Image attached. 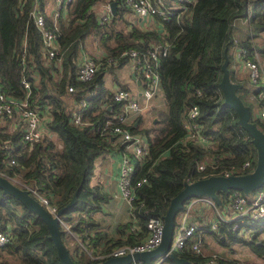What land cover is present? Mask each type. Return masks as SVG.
Segmentation results:
<instances>
[{
	"label": "trees",
	"instance_id": "16d2710c",
	"mask_svg": "<svg viewBox=\"0 0 264 264\" xmlns=\"http://www.w3.org/2000/svg\"><path fill=\"white\" fill-rule=\"evenodd\" d=\"M37 1L42 9L44 0ZM104 1L71 0L66 5L64 17L59 16L56 21V56L48 58L39 33L27 16L33 0H0V89L14 99L24 97L26 90L20 83L23 65L29 83L28 106L46 113L43 129L31 146L21 140L24 126L14 124V114L0 116V174L14 185L26 186L46 197L56 209L76 192L75 203L61 216L73 220L71 229L84 245L100 252L141 239L146 232L145 220L163 213L184 182L223 171L241 174L252 169L255 149L236 123L235 112L222 104L218 81L223 47L226 46L229 79L241 84L235 93L248 106L249 120L258 127L259 119L252 118L250 113V106L257 105V101H250L248 95H256L262 85L237 76L239 61L234 57L235 49L246 48V57H251L252 49H256L264 69V0H194L177 22L163 21L167 33L164 36L153 28L138 27L133 18L125 16L126 10L121 6H116L108 23L99 24V8L95 6ZM44 17L51 25L49 17ZM238 20L245 22L237 24ZM92 39L98 51L110 56L130 46H147L164 39L170 43L159 60L158 88L164 108L155 113L157 123L139 127V122L134 124L137 115L133 122L124 125L131 133L144 137L148 155L141 161L133 158L135 176L144 175L146 181L134 190L132 209L128 210L130 219L116 224V237L103 230L93 231L94 224L88 216L89 211L97 210L107 199L98 184L90 183L93 161L114 147H122L120 142L113 143L115 136L100 132L104 121L117 112L119 105L103 84L102 72L106 67H98L89 81L76 79L79 51L86 40ZM123 62L125 59L120 58L118 63ZM80 99L84 107L80 123L74 124L70 113ZM191 104L198 108L195 121L200 124L201 133L212 140L211 149L184 138L186 111ZM211 157L215 158L209 162ZM202 161L204 168L197 170ZM244 161L247 166L242 168ZM230 193L231 189L226 194L217 191L219 204L214 203L215 206L225 203ZM29 194L34 196L31 191ZM79 213H84V217ZM176 218L177 214L173 226ZM254 226L258 232H264V217ZM203 227L218 244L245 245L262 260L243 264H264V237L242 238L231 231L229 222L220 224L215 231L208 230L206 224ZM0 230H8L11 235L0 247V264H60L40 217L1 190ZM60 239L75 264H91L76 243L68 246L61 230ZM174 253L190 262L184 264H204L203 256L186 248ZM160 264L174 263L165 256ZM214 264L242 263L218 253Z\"/></svg>",
	"mask_w": 264,
	"mask_h": 264
},
{
	"label": "built area",
	"instance_id": "2783aa9c",
	"mask_svg": "<svg viewBox=\"0 0 264 264\" xmlns=\"http://www.w3.org/2000/svg\"><path fill=\"white\" fill-rule=\"evenodd\" d=\"M24 2L26 0H18ZM71 0H52L51 8L48 13L51 25L46 23L44 13L41 11L38 1L33 0L32 5L27 11L28 19L38 31L40 36L41 46L48 58L55 57L54 48L56 47V21L59 16L64 17L65 7ZM115 2V6H121L125 10L131 11L140 18H144L149 22V28L155 29L160 35L166 33L163 21L177 22L180 15L188 9L189 4L194 0H105L96 4L99 8L98 23L106 24L109 22L112 14L109 10L108 3ZM116 8V7H115ZM154 25V26H152ZM146 29V28H143ZM95 40V38H94ZM142 45H144L142 43ZM170 43L168 40H162L161 43H154L147 46L127 47L122 49L114 56L98 54H84L79 51V68L76 79L81 82L89 81L98 67L116 66L120 58L128 62L130 75L133 79H139L142 85L141 97L143 102H138L124 88H116L111 92V99L117 102V112L104 121L100 127V132H109V135L115 136L118 142L122 145L120 162L118 165L116 185L119 197L126 203L127 209H132V201L135 198L134 190L140 187L146 178L144 175L135 176L133 158L139 161L144 160L148 155L147 145L143 143V139L134 133H131L124 126L127 117L131 113L139 112L147 100H149L159 86V60L160 56L165 55ZM24 46V43H23ZM258 52L252 49L251 57H246V48L238 47L234 51V57L239 61V65L244 69L246 79L253 84H261L262 87L256 95L249 94L248 99L257 101V116L264 120V69L258 60ZM59 62L58 57H56ZM21 64H23V56L21 55ZM20 83L26 90L24 97L14 99L5 95L0 89V116L14 114V124L22 123L24 131L21 134V140L29 146L35 142L42 129L43 118L46 116L45 111H37L28 106L27 94L29 92V83L24 74V67L21 65ZM71 86L67 87L71 91ZM84 107L83 99L78 100V105L71 111L70 120L74 124L80 123V113ZM198 114L196 104L188 106L186 111L187 120L184 123L186 134L184 138L201 144L202 146L211 149L213 148L212 140L201 133V127L195 118ZM108 134V133H107ZM215 157H211V162ZM9 162H12L10 159ZM247 161L241 164V167H246ZM204 168V162L197 165V170ZM219 174H231L228 171H223ZM24 186V185H22ZM25 188L33 193V197L43 206V208L57 219L59 229L65 234L68 240H73L79 252H82L83 257L96 264L109 256L122 255L127 252L144 251L155 247L161 236L162 218L160 213L149 216L145 220L146 232L144 236L132 244H122L113 247L108 252L93 251L87 247L85 242H82L76 232L71 229L73 220H65L61 215H56V207L50 201L25 186ZM203 202L207 206L215 207L214 202L207 196H196L187 199L181 209L177 213L176 224L173 226L171 240L168 250L177 252L186 248L194 254H199L204 257V264H214L217 254H205L202 251L201 232L206 229L199 223L196 217L193 216L195 204ZM228 204V214L216 212V216L207 223L208 230L215 231L220 224L229 222L231 231H234L242 238H263L264 232H258L254 224L264 217V184L255 189L253 193L244 194L240 190L232 189L225 202ZM87 214V213H86ZM84 217V213L78 214ZM201 220V218H199ZM133 225L130 226L133 229ZM11 238L8 230H0V247L6 244ZM160 257L152 260L150 264H160ZM130 264H140L132 262Z\"/></svg>",
	"mask_w": 264,
	"mask_h": 264
},
{
	"label": "water",
	"instance_id": "95a60500",
	"mask_svg": "<svg viewBox=\"0 0 264 264\" xmlns=\"http://www.w3.org/2000/svg\"><path fill=\"white\" fill-rule=\"evenodd\" d=\"M108 7L111 14L115 15V2L110 1ZM225 50L226 46H224L222 50L223 61L220 64L221 75L218 81V86L222 94V104L228 105L235 112L236 123L249 136V141L255 149V160L252 169L241 174H210L202 178L184 182L180 190L169 199L165 211L160 213L162 218V231L160 240L155 247L144 251L127 252L122 255L109 256L96 264H130L132 262L150 264L152 260L158 257L162 260L165 256L169 257L174 264L190 263L187 259L168 250L173 232L174 218L181 209L183 203L191 197L205 195L215 204H219L216 195L217 191L226 194L230 189H237L247 194L264 184V129H260L254 121L249 120L248 106L245 105L235 93V90L239 88L241 84L229 79V71L226 67L228 59L225 55ZM176 55L178 54L176 53ZM155 119L156 118H154L152 122H155ZM0 190L1 193L12 195L27 210L40 217L47 228L48 238L55 248L60 264H75L69 257L67 248L61 242L60 229L58 228L55 216H51L43 206L29 194L26 188L14 185L1 174ZM75 200L76 192L72 194L68 202L57 208L56 215H61L66 212L75 203Z\"/></svg>",
	"mask_w": 264,
	"mask_h": 264
},
{
	"label": "crops",
	"instance_id": "0c3cea01",
	"mask_svg": "<svg viewBox=\"0 0 264 264\" xmlns=\"http://www.w3.org/2000/svg\"><path fill=\"white\" fill-rule=\"evenodd\" d=\"M51 4H52V0H44V5L41 11L44 14L48 15L50 8H51ZM124 14L128 19L133 18L138 27L149 28L148 23L150 21L147 22L144 18H140L136 16L129 10H126ZM93 39L92 41L91 40L85 41L84 45L82 46V52L84 54H91V55L98 54L99 56L106 54L102 51L97 50V47L95 46V43H94L95 41ZM124 63L126 65V68H125V71H121V72L118 71L120 69L118 67L121 65L119 63L116 66L106 67V69L103 70L102 72L103 84L111 92L115 90L116 88H124L132 95V97H134L137 100L136 97L141 96L140 95L141 88H142L141 82L139 79H133L131 77L129 67H128V62L125 61L122 64ZM240 69L242 72L241 74L242 77L246 78L244 69L243 68H240ZM236 73H237V69H236ZM150 99H153V101L150 103L148 111L140 114L139 112H141L145 108V106H143L139 112L131 113L127 117L125 123L129 124L130 122H133L134 118L137 115H139V117L134 122V124H136V122H139L138 125L139 127H141L140 125L141 124L143 125V121H145V119L147 120V117L155 116V113L157 110L164 108L162 96H161V92L159 88L156 90V92ZM140 137L143 139V143H144V140H145L144 137L142 136ZM117 142H118V139L115 137L113 140V143H117ZM122 151H124L122 147H114L94 159L93 167H96V169L98 170V180L94 182H97L96 184H98L101 191L105 193V195L107 196V199L106 201L102 203V205H100V207H98L97 210L88 212V216L91 217L92 223L94 224V228H92L93 231H96V230L104 231V229H107L109 230L108 231L109 233L107 234L109 236H115V237L117 235L116 227H115L116 224L128 221L130 219V213L127 209V205L119 197L118 189L116 185L118 165L120 162V157H121L120 155ZM94 182L90 181L91 184H94ZM227 208H228V204L223 203L220 205V210L217 212L221 214H228ZM194 209H195V214H193V212L192 214L194 217L198 218L197 221L201 223L202 226L203 224L207 225V223H209L213 219L210 217L209 213H206L209 210V206L205 205L203 202L196 203ZM199 218H201V220H199ZM206 230L201 232L202 250L205 254L216 253L218 255V252H216V250L213 249L215 246H217L213 244L215 240L212 234ZM232 254L234 253L232 252Z\"/></svg>",
	"mask_w": 264,
	"mask_h": 264
},
{
	"label": "rangeland",
	"instance_id": "374dc122",
	"mask_svg": "<svg viewBox=\"0 0 264 264\" xmlns=\"http://www.w3.org/2000/svg\"><path fill=\"white\" fill-rule=\"evenodd\" d=\"M243 22H245V21L238 20L237 24H242ZM258 60H259L260 65L263 67L262 59L260 58V56H258ZM239 66L240 65H237V73L236 74L238 75V77H242V75H241L242 72H241V69H240L242 67L241 66L239 67ZM118 68H120L118 70L120 72L121 71H125V68H126L125 63L124 64H121ZM136 98H137V100L140 103L143 102L141 96H137ZM152 101H153V99H150L149 101H147L145 103L144 110H142L139 113L142 114V113H145L146 111H148L149 110L150 103ZM250 113H251L252 118H255V117L258 118V116H257V105L252 104L250 106ZM154 118H156V117L155 116L147 117V120L145 119V121H143V125L140 122V124H141L140 126L141 127H149L150 125L151 126L154 125L155 123H157V119H155V122L152 123V121H153ZM258 119H259V124H258L259 125V128L260 129H264V120H262L260 118H258ZM52 138L55 139L53 136H52ZM13 180L16 181L18 184L22 185L17 179H13ZM96 180H98V170L96 169V167H93L92 174L90 175V181L91 182H94ZM96 183L97 182H94V184H96ZM219 210H220V205H216V207L214 209L211 206H209V210L206 213H209L210 214V217L211 218H214L216 216V212L219 211ZM193 214H195V209L193 210ZM104 231L106 233H109L108 232L109 230H107V229H104ZM66 240L68 242L67 243L68 246H71V245H73L75 243L73 240H68L67 237H66ZM213 244L217 245V246H215L213 248L214 250H216V252L223 253V255H225L226 257L236 258L242 264L243 263H247V262L262 263L261 258H259V257L255 256V255L251 254L245 245H240L239 243H236V242H229L228 246H225V245L223 246V245L218 244L216 241H214ZM232 252L234 254H232ZM11 261H13V260H11Z\"/></svg>",
	"mask_w": 264,
	"mask_h": 264
}]
</instances>
